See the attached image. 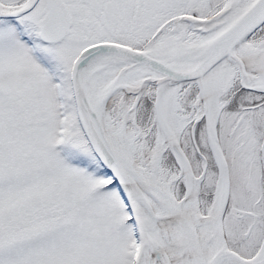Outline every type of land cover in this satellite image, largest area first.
<instances>
[{
  "label": "snow or ice",
  "instance_id": "snow-or-ice-1",
  "mask_svg": "<svg viewBox=\"0 0 264 264\" xmlns=\"http://www.w3.org/2000/svg\"><path fill=\"white\" fill-rule=\"evenodd\" d=\"M0 264H264V0H0Z\"/></svg>",
  "mask_w": 264,
  "mask_h": 264
}]
</instances>
